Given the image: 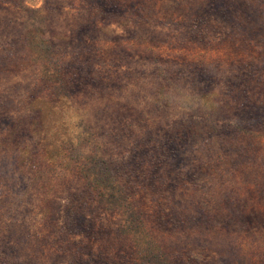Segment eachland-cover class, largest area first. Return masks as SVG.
I'll return each mask as SVG.
<instances>
[{
	"label": "rangeland",
	"instance_id": "obj_1",
	"mask_svg": "<svg viewBox=\"0 0 264 264\" xmlns=\"http://www.w3.org/2000/svg\"><path fill=\"white\" fill-rule=\"evenodd\" d=\"M157 2L57 0L75 8L76 14L66 22H57L51 33H39L40 48L51 46L61 69L59 80L66 85L77 75L86 76L95 62L115 64L127 59L118 38L113 47L103 51L110 37L99 24L134 16L142 26L158 14ZM256 4L257 0H186L173 11L161 3L159 11L165 17H183L185 31L177 42L185 46L171 49L185 58L179 75L192 82L194 94L199 89L203 105L214 109V118L203 125L178 124L154 144L137 141L133 146V158L143 152L140 162L155 160L171 167L176 156H181L183 163L170 178L175 188L152 191L137 185L128 195L125 189L131 183V169L116 163L97 177L82 176L66 205L47 195L34 200L23 219L41 229L38 239L33 241L20 231L0 239V264H16L19 256L24 257L23 264H126L114 252L122 246V238L109 217L137 211L132 204L140 199V211L153 219L163 220L167 215L171 220L172 232L150 228L152 235L146 239L178 237L160 264H257V257L249 260L243 252L247 236L259 233L264 237V8ZM38 5L39 0H0V36L36 43L30 30L34 22L31 8ZM121 9L127 16L117 14ZM147 35L141 32L138 38ZM160 51L163 56L167 49ZM201 78L208 87L199 86ZM211 87L214 90L210 92ZM217 89L221 98L229 96L227 102L216 99ZM205 92L209 93L205 96ZM173 99L177 103L183 100L178 96ZM42 107L41 98L35 99L31 92L0 95V134L6 133L0 144L13 150L26 146L25 137L31 140L29 130L40 129L39 121L32 122L29 109ZM125 111L116 109L109 118L119 113L121 122L127 123L130 117L123 115ZM63 118L69 127L79 120L71 109ZM42 120L46 121L43 115ZM171 133L179 134L177 145L168 143ZM32 151L35 155L29 152L28 156L33 166L37 161L56 159L50 145L41 148L34 143ZM185 168L184 175L191 173V181L181 175ZM24 175L21 195L28 191ZM233 181L242 186L230 184ZM188 184L204 194L191 197ZM152 222H147L149 227ZM259 264H264V259Z\"/></svg>",
	"mask_w": 264,
	"mask_h": 264
},
{
	"label": "clouds",
	"instance_id": "obj_2",
	"mask_svg": "<svg viewBox=\"0 0 264 264\" xmlns=\"http://www.w3.org/2000/svg\"><path fill=\"white\" fill-rule=\"evenodd\" d=\"M161 3L175 11L186 0H158V14L142 26L134 16L99 24L101 31L110 37L103 51L113 47L118 38L127 59L115 64L107 60L95 62L86 76L77 75L66 85L59 80L61 69L51 54V46L40 48L39 33H51L57 22L70 20L76 14L75 8L59 4L57 0H39L38 7L31 8L34 22L30 30L36 35V43L0 36V95L11 97L31 92L35 99L40 97L43 102L42 108L29 109L32 122L39 121L40 129L29 130L31 140L25 137L26 146L13 150L0 144V239L10 238L20 231L27 233L33 241L37 240L41 229L23 219L34 200L47 195L59 201V205H66L68 196L76 194L74 185L78 179L88 175L97 177L112 163L131 169V183L125 189L128 195L137 185L152 191L170 192L175 188L170 178H174L173 173L180 168L183 158L177 155L171 167L155 160L140 162L143 152H137L133 158V146L137 141L154 144L178 124L203 125L214 118V109L203 105L199 89L194 94L192 82L179 75L185 58L179 53L173 54L171 49L185 46L177 42L185 25L180 15L165 17L159 11ZM256 6L264 8L260 0ZM117 14L127 16L123 9ZM141 32L148 34L146 38H138ZM161 48L167 49L163 56ZM197 83L201 88L208 87L203 78ZM219 84L221 82L215 85ZM213 90L211 87L210 92ZM224 91L226 93L227 89ZM174 96L183 98L182 102L177 103ZM228 98L227 95L221 98L217 89L216 99L227 102ZM69 109L79 116L72 127L63 118ZM116 109H127L123 115L130 120L122 123L119 113L110 119ZM42 115L46 121L42 120ZM5 135L0 134V140ZM34 143L41 148L50 145L56 159L37 161L35 166L30 164L28 153L35 155L36 151H32ZM185 172L186 168L181 173L183 179L191 181L192 174L184 175ZM22 173L26 174L23 177L28 189L26 195H21L24 192ZM230 184L242 186L234 181ZM187 187L191 197L204 194L191 184ZM142 204L143 199L133 201L132 206L137 211L118 212L109 217L122 238V246L114 252H118V258L126 264H160L161 258L167 255L166 250L178 242V237L146 239L152 235L150 228L164 233L172 232V228L167 215L163 220L153 219L140 211ZM149 220L153 221L150 227ZM146 245H151V249ZM243 252L249 260L257 257L259 264L264 259V237L259 233L247 236V247L243 246ZM23 261L24 257L19 256L16 264H23Z\"/></svg>",
	"mask_w": 264,
	"mask_h": 264
},
{
	"label": "trees",
	"instance_id": "obj_3",
	"mask_svg": "<svg viewBox=\"0 0 264 264\" xmlns=\"http://www.w3.org/2000/svg\"><path fill=\"white\" fill-rule=\"evenodd\" d=\"M188 132H189V130H186V133H188ZM178 137H180L179 134L178 135H175V134H172L171 133L169 135V138L167 139V141H168L169 144H172L173 143V144L177 145L178 142H176L175 140H177Z\"/></svg>",
	"mask_w": 264,
	"mask_h": 264
}]
</instances>
